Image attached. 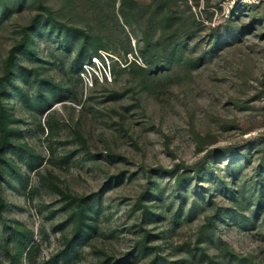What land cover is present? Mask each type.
I'll return each mask as SVG.
<instances>
[{
	"label": "rangeland",
	"instance_id": "1",
	"mask_svg": "<svg viewBox=\"0 0 264 264\" xmlns=\"http://www.w3.org/2000/svg\"><path fill=\"white\" fill-rule=\"evenodd\" d=\"M0 149L4 264H264V0H0Z\"/></svg>",
	"mask_w": 264,
	"mask_h": 264
},
{
	"label": "trees",
	"instance_id": "2",
	"mask_svg": "<svg viewBox=\"0 0 264 264\" xmlns=\"http://www.w3.org/2000/svg\"><path fill=\"white\" fill-rule=\"evenodd\" d=\"M8 132L6 131V127H5V131H3V134H4V139H3V145H2V148L5 146V144H7V142H8V138H6V136H8V134H7ZM1 150V149H0ZM16 262L14 261V262H12L11 264H15ZM0 264H4V263H2L1 261H0Z\"/></svg>",
	"mask_w": 264,
	"mask_h": 264
}]
</instances>
